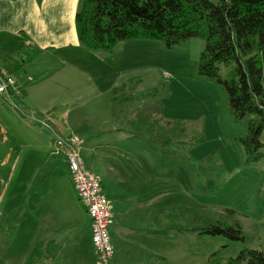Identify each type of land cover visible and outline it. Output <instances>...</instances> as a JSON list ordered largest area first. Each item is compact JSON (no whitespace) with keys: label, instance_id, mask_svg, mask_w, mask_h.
I'll return each instance as SVG.
<instances>
[{"label":"rangeland","instance_id":"374dc122","mask_svg":"<svg viewBox=\"0 0 264 264\" xmlns=\"http://www.w3.org/2000/svg\"><path fill=\"white\" fill-rule=\"evenodd\" d=\"M203 47L200 39L167 49L158 40L136 38L109 51L80 46L34 58L21 49L0 59L9 69L0 74L12 78L17 90L0 99V264L33 258V264H49L35 257L39 251L28 257L32 229L17 206L28 181L39 187L45 177H55L59 188L69 181L65 169L47 173L51 160L62 159L53 154L55 136L70 135L81 138V151L86 140L81 157L103 188L138 194L140 204L163 201V228L175 224L179 233L161 238L158 264H206L213 254L225 263L245 250L264 254V132L263 157L248 163L240 142L247 120L234 121L222 85L197 74ZM231 70L220 65V77L229 79ZM114 126L169 138L177 155L152 148L145 138L103 133ZM214 222L238 224L244 240L197 234ZM71 245L63 254L72 260L62 264H97L87 241L82 248ZM114 247L116 264H150L135 245L116 241Z\"/></svg>","mask_w":264,"mask_h":264},{"label":"trees","instance_id":"16d2710c","mask_svg":"<svg viewBox=\"0 0 264 264\" xmlns=\"http://www.w3.org/2000/svg\"><path fill=\"white\" fill-rule=\"evenodd\" d=\"M75 31L79 45L93 51H109L136 38L158 40L167 49L202 40L197 74L222 85L234 121L247 120L246 136L240 140L247 162L263 157L264 0H79ZM220 65H232L229 79L220 77ZM130 135L144 137L160 149L178 148L151 130ZM197 234L244 240L238 224L208 223ZM33 259L27 264H33ZM206 264H264V254L245 250L225 263L213 254Z\"/></svg>","mask_w":264,"mask_h":264},{"label":"crops","instance_id":"0c3cea01","mask_svg":"<svg viewBox=\"0 0 264 264\" xmlns=\"http://www.w3.org/2000/svg\"><path fill=\"white\" fill-rule=\"evenodd\" d=\"M78 3L79 0H0V59L9 58L21 49L34 52V58L80 49L75 31ZM6 64L0 61V73L9 74ZM0 99L3 101L1 96ZM104 132L114 136L124 135L131 141L144 138L132 137L128 129L117 126ZM83 140L81 153L88 150L86 140ZM4 141L0 142V146L5 145ZM150 145L154 149L157 148L151 143ZM162 150H166L163 153L168 156L177 155V149ZM84 163L90 171L88 163L85 161ZM48 165L50 167L48 177L65 169L69 181L64 185L61 184V188L56 187L57 178L55 177H50L51 181L45 177L44 184L39 187H36L34 179L31 184L28 181L27 195L22 198L26 204L21 200L22 204L17 207L24 209L23 215L27 219V225L29 228L31 226L29 239L33 242L32 252L39 251L40 254L36 255L48 260L49 264H62L63 261L68 263L72 257L63 254L64 250L69 249L68 245L79 243L82 248L87 241L95 257L91 242L90 220L85 207L77 197L66 160L63 158L51 160ZM42 186L44 188H41ZM103 191L111 202L113 213V224L109 228L110 242L114 251L111 264L114 262L116 264L114 259V242L116 241H121L123 247L125 243L130 246L135 245L140 252L147 254L150 264H158L159 260L163 261V258L155 252L158 244L162 242L161 238L171 231L179 233L172 227H178L175 224L163 228V210L165 209L163 201L154 202L150 199L140 204L138 194H128L121 189L114 192V190L103 188ZM0 209L4 211L3 206ZM141 241L145 247H142ZM72 256L79 258V253Z\"/></svg>","mask_w":264,"mask_h":264},{"label":"built area","instance_id":"2783aa9c","mask_svg":"<svg viewBox=\"0 0 264 264\" xmlns=\"http://www.w3.org/2000/svg\"><path fill=\"white\" fill-rule=\"evenodd\" d=\"M9 91L13 94L17 92L14 80L0 74V96L6 95L8 98ZM7 101L4 100V102ZM42 124L48 128L45 123ZM82 142L76 135L66 138L55 136L53 154L66 160L77 197L90 219L91 242L96 263L110 264L114 255L109 235V228L113 224L112 205L103 191L101 181L88 170L83 162Z\"/></svg>","mask_w":264,"mask_h":264}]
</instances>
